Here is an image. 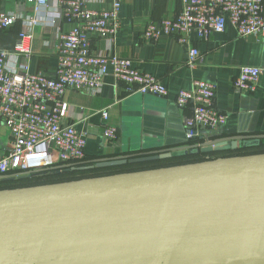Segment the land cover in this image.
Here are the masks:
<instances>
[{"label":"crops","instance_id":"obj_1","mask_svg":"<svg viewBox=\"0 0 264 264\" xmlns=\"http://www.w3.org/2000/svg\"><path fill=\"white\" fill-rule=\"evenodd\" d=\"M89 5L98 10L110 9L111 1L91 0ZM180 6V0H123L120 10L122 27L116 52L132 58L140 70L159 78L168 87V95L129 94L112 75L104 78L99 94L67 90L64 100L69 110L64 122L74 124L79 131H88V157L119 155L124 143L128 148L137 142L147 148L186 144L193 106L179 108L176 98L181 90L192 89L197 79L217 85L216 107L227 114L224 125L214 130L200 128L198 136L204 132L217 137L264 136V36L241 37L229 23L224 32L213 33L207 40L194 35L191 46L199 49L202 60L191 66V46H183L166 34L157 42L143 36L150 21L173 16ZM0 10L20 19L10 30L0 32V46L13 49L18 33L30 28L34 33L31 69L54 75L59 43L55 29L44 24L25 27L24 18L37 13L36 4L0 0ZM63 28L69 30L72 25L65 23ZM90 38L95 49H107L104 39L96 35ZM244 65L263 69L253 92L234 87ZM105 109L109 112L107 121L103 118ZM105 123L119 129L113 143L103 135ZM10 136L0 120V157L10 147ZM263 154L264 139L250 147L158 161L147 168ZM240 184L239 174L175 183L166 218L185 219L188 226L182 242L172 249L169 264H207L238 258L244 227L264 219V170L249 173L246 202L241 201ZM167 189L168 184H162L25 204L20 206L21 221H38L43 213L51 217L50 226L43 231L38 264H152L160 231L156 220ZM257 257L264 258V229Z\"/></svg>","mask_w":264,"mask_h":264},{"label":"built area","instance_id":"obj_2","mask_svg":"<svg viewBox=\"0 0 264 264\" xmlns=\"http://www.w3.org/2000/svg\"><path fill=\"white\" fill-rule=\"evenodd\" d=\"M36 4V14L24 18L25 27L44 24L55 29L59 40L58 64L54 75L31 69L34 33L30 28L18 33L13 49L0 46V120L10 131V147L0 157V175H19L55 166L86 161L88 131H79L64 122L68 89L99 94L104 78L112 75L129 93L164 97L168 87L136 67L132 58L119 55L117 36L122 27L123 0H110V9H93L91 0H27ZM179 11L158 22L150 21L143 36L157 42L162 34L191 46L195 35L207 40L224 32L228 23L241 37L264 36V0H180ZM19 16L0 10V32L12 28ZM72 28L64 30L63 24ZM91 35L104 39L107 49L93 47ZM202 55L196 46L189 50L188 64L196 65ZM263 69L244 65L234 80L240 91H255ZM217 85L201 79L193 88L181 90L179 108L193 106L187 138L198 136L200 128L214 130L226 123L227 114L216 107ZM107 121L109 112L103 111ZM103 135L109 142L118 139L119 129L108 123Z\"/></svg>","mask_w":264,"mask_h":264},{"label":"water","instance_id":"obj_3","mask_svg":"<svg viewBox=\"0 0 264 264\" xmlns=\"http://www.w3.org/2000/svg\"><path fill=\"white\" fill-rule=\"evenodd\" d=\"M208 138L209 140H206ZM262 139L264 136L261 135L217 137L204 132L203 135L188 139L184 145L173 147L161 145L147 148L137 142L132 143L128 148L124 143L122 153L119 155L99 157L19 175H0V181L23 180L48 171L61 174L148 163L199 153L237 150L258 145ZM197 140L200 143H197ZM259 170H264V154L242 158L208 159L132 172L0 189V264H38L43 246V231L50 226L51 217L43 213L40 220L23 223L20 214L22 205L162 184H168V189L156 220L160 231L152 264H169L172 249L182 242L188 226V221L185 219L166 218L175 183L224 174H239L240 198L241 201L246 202L249 191L248 175L252 171ZM263 229L264 219L256 223H248L244 227L238 258L207 264H264V258L257 257Z\"/></svg>","mask_w":264,"mask_h":264},{"label":"rangeland","instance_id":"obj_4","mask_svg":"<svg viewBox=\"0 0 264 264\" xmlns=\"http://www.w3.org/2000/svg\"><path fill=\"white\" fill-rule=\"evenodd\" d=\"M136 169L135 167L132 168H127L121 171H118L117 173H125V172H130L134 171ZM102 172H76V173H71V174H66V175H61V176H51V177H41L39 179H35L32 182H27V183H22V182H16L13 184H0V189H5V188H14V187H21V186H28V185H34V184H41V183H50V182H57V181H67V180H76V179H82V178H89V177H97V176H103V174L111 175L115 174L116 172H109L107 173L106 171L100 170Z\"/></svg>","mask_w":264,"mask_h":264},{"label":"trees","instance_id":"obj_5","mask_svg":"<svg viewBox=\"0 0 264 264\" xmlns=\"http://www.w3.org/2000/svg\"><path fill=\"white\" fill-rule=\"evenodd\" d=\"M11 29V28H10ZM9 29V30H10ZM8 31V30H7ZM230 151H232V150H230ZM220 152H222V151H220ZM202 153H199V154H195V155H189V156H185V157H178V158H171V159H174V160H176V159H185V158H192V157H196V156H199V155H201ZM204 155V154H203ZM92 158H90V157H87V159H86V161L87 160H91ZM166 160H170V159H165V160H159V161H166ZM155 162H158V161H153V162H148V163H139V164H128V165H123V166H118V167H109V168H97V169H92V170H87V171H76V172H90V171H95V170H99V169H102V170H104V169H110V170H107L106 172H118V169H122V168H124V169H127V167H130V168H132V167H135L136 169H134V171H136V170H139V169H146L147 168V165H149L150 163H155ZM139 165H141V166H139ZM145 167H144V166ZM172 165H176V164H172ZM165 166H167V165H165ZM149 168V167H148ZM124 169H122V170H124ZM105 171V170H104ZM120 171V170H119ZM76 172H65V173H61V174H55V173H52V172H50V171H48V172H43V173H40V174H38V175H35V176H32V177H30V178H26V179H23V180H15V181H7V182H1L0 181V184H13V183H16V182H22V183H27V182H32L33 180H35V179H39V178H41V177H51V176H61V175H66V174H71V173H76ZM108 172V173H109ZM34 185H36V184H34ZM29 186V185H28Z\"/></svg>","mask_w":264,"mask_h":264}]
</instances>
